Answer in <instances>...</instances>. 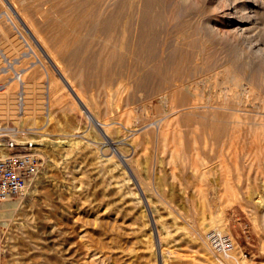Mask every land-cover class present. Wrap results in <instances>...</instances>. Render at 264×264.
Returning a JSON list of instances; mask_svg holds the SVG:
<instances>
[{
	"label": "bare ground",
	"instance_id": "obj_1",
	"mask_svg": "<svg viewBox=\"0 0 264 264\" xmlns=\"http://www.w3.org/2000/svg\"><path fill=\"white\" fill-rule=\"evenodd\" d=\"M31 3H32V0L31 1L30 0L29 1L28 0H0V33L6 36L5 33H6V30L8 29V30H14L15 34L19 33L20 36L22 35V31H24L25 33L27 32L26 34L29 33L33 37H35V41L37 42L36 48L39 47L41 49H44L45 51L44 55H46V57L48 58L49 64L51 63L52 69L59 74V77H61L60 80L62 81V83L64 81L67 88L75 95V97L77 98V101L79 102V105H81L83 112L87 114L86 118H89L91 122L95 124V126L104 136V138L107 139L108 144L117 146V150H115L114 155L111 158L106 159L105 156H103L105 159L104 158L99 159L98 157L97 159L99 161H96L97 159L95 160V162L98 163V168L101 171L105 172L106 174V177L102 179L104 180L103 182L106 183L105 185L106 190L103 191L105 193L103 194L104 196L103 195L102 196L103 197L107 196L106 197L107 199L113 198V204H106L107 206L104 208V211L101 214L97 215L95 219L97 223L96 225L97 231L95 232V237H92L90 232L87 229H84L85 227L83 229L81 228L80 234L79 233L77 234L79 235L78 237H79V240L82 246L81 249L83 250L81 252H82V255L84 256L82 258L83 261H80V262H76V260L74 259L75 257L74 258L72 257L76 262L75 264H170V259L172 258V255H174L173 254L174 251L171 250V244L175 243V245L179 246L180 244H184V243H189V244L192 243L198 248L197 250L199 252L208 251L207 249H210V247L207 244L205 235H206V232L210 230V228L214 230H218L219 232L223 234L230 235L229 221L224 211L221 213V215L219 214V216L218 215H215V216L212 215V217L210 216L209 219L208 217L206 218L204 214L199 215L198 213V215L194 219L193 225H191L192 229L189 230V232L184 231L183 228H180L178 226L179 221H178V218L175 216V214L173 215L172 213H170V219H169L171 222L170 223L171 225H170L169 222L167 221L168 218L165 219V216L164 218H162L163 216L162 217L159 216L158 212L160 210L158 208H155L158 210L150 209L147 212L146 207H148V205L152 206V204L150 203H153V202H150V198L148 199L146 197V191H147L145 187L146 181L144 182V179L142 177L143 174L141 175V168H140L141 166L139 167V164H137V161H136L137 159L140 158V156L137 155L139 154L138 146L140 145L139 144L140 138L134 139V136L137 134L139 136L143 134L147 135L146 132H149V129H146V127H148L149 125L144 126V129H139L137 131L134 129H131V130L136 131V133L141 131L140 133H137V134L133 133V138L127 139L128 136L122 138L121 134L127 135V133L129 132L128 130L126 131L122 130V132L124 131V133L119 134L121 135V137H118L117 133L121 131L122 127L121 128L119 127L120 131L117 132L116 129L118 128H115V127H118V126H115L112 128L110 127L111 126L110 123H108V121L112 118L109 119V117L108 118L105 117L104 118L105 120L106 119L107 120L109 119V120L102 121L101 119H99L100 118L99 116H98L99 118L95 116L97 114L92 113L94 109L91 108V106L93 105L95 106L97 104L96 100L92 98L91 99L92 103L91 102H90L91 104L87 103L84 99L85 97L84 95L86 93L84 92L85 94L83 95L82 94L83 92H81V91L86 90V88L89 85L88 83H90L88 81L83 82L84 81L83 78H86L87 80V78H89L90 75L89 73L88 74L83 73L80 70L81 68H78L76 66L74 67L73 63H71V62H74L75 60L74 58L76 57V55H78L77 50L75 51V49L73 48V43L71 42L73 40H74L73 42H78V41L81 42V39H82V42L85 48L88 49V51L93 50L98 53L97 60L96 59L94 60L98 61L99 65H101L99 68L102 67L101 70L103 69L102 74L99 76L100 77L99 84H101V87L102 86L106 87L107 84L109 83V80H112L110 79L111 78L110 66L113 63H115L114 66L116 65V68H118L117 72L115 73L116 75L115 79L117 78V75H120V76L125 75V77L127 76L128 78L129 77L128 72H126L127 74L126 73L122 74V72L124 71V69L127 71L130 68L131 72L129 70L128 71L131 73L130 74L131 78L130 77L129 78L133 80L134 85L137 87L139 86L142 78H144L145 81H148L149 79L152 80L151 78H149L150 76L148 75L149 71L148 72L145 71L146 73L143 76L140 75L139 72H140L141 66H143V69L152 67L151 70L153 69L154 71L153 72L154 75L152 73L153 77L163 76L162 79L164 78L163 79L164 84H166L167 86L168 85L170 86L169 87L170 89L169 97L170 98L169 97L168 98L173 104L172 105L171 103H169L172 106V110H173L172 113L175 117L180 118V120L184 122L183 124L188 128V130L184 133L182 132L180 133V130H179V133L176 135H174V132L176 133V131L173 130L172 133L174 137H172L168 135L170 134L168 130L170 128V125H169L170 123L168 122V120H165V121L161 120L159 121L160 125L158 126V129L156 131L154 130V133L152 134L153 136L155 135L157 139L159 138L163 140V142H166L167 140H169V136L172 137L170 138L171 141L175 137L178 138L179 143H181L179 139H183L184 143L183 142L181 143L182 147L180 144L178 145H180V148H181V155H183V157L186 156L184 157L185 159L183 158L184 160L186 159L191 160V161L194 160L193 152L195 151V149H198L197 144L199 141H202L203 143H205L206 140H209V142L210 143L212 142V144H215V143L218 144L220 140H221V143H223L224 140L222 141V139H225V140H228V143L229 142L233 143L238 138L237 134L239 136H242V134L244 133L243 134L244 136L242 137H244L245 139V144L243 145L244 146L246 145L245 148L247 147V154L250 156V158L253 161L254 159L252 155L250 154L251 153L250 151L252 150V148L254 150V147H256L257 148L256 150L258 151L257 152L258 160L261 163L264 161V0H55V2L52 3L51 5L52 7L51 9H49V11L45 10L44 12L43 10V12H41L39 15L37 12L40 11V9H37V11H35L34 8L30 6ZM64 5H67V9L62 8V6L64 7ZM41 8L43 9V6ZM50 16H54L56 17V19H54L49 25L48 22L53 19V17H50ZM35 17L39 19L44 18V22L46 19L45 23L49 25V28L44 26L46 27L44 30L43 27L42 28L40 26L37 27L35 22H37L38 24V21H42L41 23L39 22L40 24H42L43 20L36 19L38 21H35L34 19ZM47 19H51V20L47 22ZM189 20H191V22ZM164 21L167 23V25H169V28L178 27L176 29L181 30V31L180 30L178 31L179 38L176 37L178 39L174 43H170V44L167 43L166 38H165V41L162 40L163 42L157 41L158 38L156 37L157 33L155 32V30L158 26L162 25L161 23H163ZM195 22H197L198 25ZM48 29L51 30V33H53L56 37L54 35L53 36L56 39H58L57 42L59 45L55 43L54 41H53L54 43L52 44L54 45L57 44V47L60 46L59 50H63L60 48L61 46H64L66 43L64 42V39H67L65 36L69 37L68 39H72V41L71 40L67 41V43L69 42L71 44L69 46V49H72V48L74 49L70 57V59L72 58L73 60L67 63V65L69 64L68 67L67 65L63 66L66 61L65 62L63 60L61 61V59L56 57L57 53L55 52H58L59 51L58 49H55L56 51L54 52L51 49V52H50V47L44 46L46 38L44 37V35H41V34L43 30L46 31ZM176 29H173V30H176ZM191 30L196 31V33H198L200 36L199 37L200 46L198 45L199 49L197 48V50L195 49L196 48L195 39L193 38L194 40L192 39V41L187 40L189 39V36H187L186 33H189V32L193 33V31ZM179 32H183L184 36L180 35ZM196 33H193V34L197 36ZM3 35H2V42L4 43L5 46L3 45L4 47H2V49L6 47V53L11 52L12 50L14 52V50L16 49L20 50L22 47H26V46H29V48L33 50V48L29 45L30 44L29 40L27 41L25 37H24V40H22V42H18L16 40L8 42L9 39L4 38ZM18 35L16 37H19ZM176 35H177V32H176ZM180 36H183V37H180ZM51 37H52V34L50 38ZM54 37L53 39H55ZM43 38H45V40ZM53 39H50V40L52 41ZM23 42H25V45H22ZM48 43H51V42H48ZM48 43H45V45H47ZM214 46L219 48V54H221L222 57L225 56L226 60L224 59L223 60L224 62L222 61L223 63L220 64L218 68L216 67V70H213L214 72L217 71L215 72V74L212 71L213 76L211 75V77L212 78L214 77L213 78L214 81L216 80V83L218 84L220 83L223 86L224 84L226 86L228 84L230 86L229 89L231 92L230 94L231 98L229 97V100L233 101V104L230 101L231 104H228V105L202 106L200 104L201 105L200 106L198 104L200 103L199 101H201L202 96H200L199 98V94H198L199 92L197 93L198 95H194L196 93L192 94V96L194 95L195 98L194 97L192 98V96L189 97L188 94L190 92H187L185 90L186 86H183L181 84L177 85L176 82L179 81L181 77L184 80L185 79L184 77L189 76L188 73L190 72V69L191 70L194 69L193 70L194 74L197 73L198 69H202V72H203L204 66L208 62L207 60L211 57L210 56L209 58H207V54L208 53L210 54L209 51L213 49ZM46 49L49 51V53L48 51H46ZM194 50H196V52ZM71 51L72 50H70L69 52ZM52 52L55 54H53ZM153 53H156L155 56H152ZM59 54H61V52ZM83 57H86V55ZM86 59L88 58L86 57ZM40 60H41V57H40ZM198 60H201L202 62L198 63ZM68 61H69V58L67 62ZM209 62H212V60L211 61L209 60ZM94 63L92 64L89 63L88 65L85 64V66L86 68L94 67L95 69V65L97 64L93 65ZM125 65H127V67L129 68L126 69ZM7 67H10V65H8ZM113 68L116 69L115 67ZM164 69L166 70L163 72ZM4 71L8 72L9 70L3 69L2 72ZM98 71H100V69ZM113 71L115 72V70ZM97 74L99 73L97 72ZM48 75H49V82L47 81V83L49 85V89L47 90L49 91V93L48 92L47 93L49 97H48L47 103L43 102L45 101L44 99H46L47 97V96L45 97V92H42V89L40 88L41 86L38 88L36 84H32L36 86L34 87L32 85H28L26 82L27 85L26 84L23 85V91L21 93L19 92L17 95L13 87H10V88L6 87L4 91H2L0 88V120L2 119V117L15 116L16 113L17 115H24V114L34 115L38 113L39 111H43V110L48 111L49 113L50 104H52V102L54 103L57 102V104H61L62 101L64 100V96H63L64 93L62 92L63 95L59 93L60 83L58 84L57 79H53L49 73ZM17 76L20 77V78L18 77V80L21 81L22 75L16 74V77ZM195 77L197 76L195 75ZM211 77L210 79H212ZM127 78H125V81L127 80ZM197 78H195V80ZM121 79L119 78V80ZM123 80L124 79H122V81ZM74 81H76L78 85L74 83ZM125 81H123V83ZM128 81H130L129 83H132L131 80L128 79ZM196 81L195 83H197ZM192 83H194V81ZM192 83L190 85H192ZM245 84H247L248 86L244 87ZM48 85H46V88ZM189 89H192V88L189 86ZM140 91L143 92V90H140ZM160 91L162 90L160 89ZM166 92L168 93V90ZM246 93H248V95L245 96V101L248 102V101H251V99L254 100L253 102H256L255 100L259 101L258 105L254 103L257 105L254 107L256 109V112H252L251 110H249V107H248L249 105L244 104L243 96L246 95ZM105 94L106 93H104L103 96H105ZM90 95H94V94H90ZM112 95L114 94H111V96ZM166 97L167 96H165V98ZM197 98L200 99L198 101L199 103H197V105L195 103L192 105L193 101L196 100ZM74 99H73V102H74ZM108 99L109 98H106V100ZM103 100L105 99L103 98ZM108 101H106L107 103H105V101L102 102L104 103L103 106L110 104V106L109 105L108 106L111 108L113 104L109 103ZM73 102H72V105L75 104ZM53 106L55 105L53 104ZM240 106L242 107V110L240 109ZM105 107L107 106H104V108ZM109 107H107V109ZM238 108L240 110H238ZM70 109L72 110L71 107ZM90 109H93V110L91 111ZM97 109L99 111L101 107L100 109L99 108ZM113 109H110V110L112 111ZM74 110L76 109L73 108V111ZM104 110H103L104 113L99 112L100 116L101 115H103V117L104 115L109 116L113 112L114 114H116L115 113L116 110L113 112H110V110H108L110 114L106 110V108ZM96 111L94 110L95 113ZM107 112L108 114L106 115ZM122 115L125 116L124 113ZM129 115H130L128 117L129 119L127 117L126 118L128 119V121H131L132 119L131 113H129ZM115 116L114 118H116ZM21 118H23V116ZM24 118H27V117L25 116ZM144 119L143 121H140V122H145ZM177 121L179 122V119ZM109 122H112V120ZM145 123L143 124L145 125ZM153 123H156V122H153ZM124 125L127 126V122ZM24 126H25V122H24ZM130 126L132 125L130 124ZM140 126H141L140 124H139V127L136 125L137 129L141 128ZM128 127L129 126H127L126 128ZM148 128H150V126ZM114 129L117 132L115 133L117 135L116 138H114L113 135L115 134L112 132V130L115 131ZM77 130L74 134H79V133L81 134V127H79V129ZM132 132L133 131H130L129 133L132 134ZM239 132L240 133L243 132V133H241L240 135ZM30 133H32V131H30ZM111 133L113 134L112 135L113 137H111ZM21 135H14L12 141L20 142L24 149L27 148L29 143H31L33 147L36 144L40 145L41 142L43 143L45 141V140L42 141L43 139H41V140H36L35 142L33 139H30L28 136H23V135L21 136ZM242 137H241V140L243 141ZM73 141L74 139H69V141L67 142V145L65 144V142H60L59 147L63 148V145H66L69 147L70 150L79 149L80 151L81 149L79 148L80 142L74 143ZM1 142H3V140H0V157L8 155L11 152L10 148L6 147L7 145ZM84 145L87 146L86 143ZM84 145L82 144V146ZM128 145L133 147V150H134L133 156L128 155V154L126 155L124 153V152L129 151V148L127 147ZM229 145L231 146L232 144H229ZM88 146L92 147L90 144ZM88 146L85 149L82 148L84 150L82 152V155H85L87 157V160L91 161L94 159L92 156L94 154V151L92 150V148H89ZM69 149L66 150L65 148L66 155L68 152L70 153ZM36 150L37 149L34 148L32 151H36ZM177 151L179 153L180 150L178 149ZM196 152L198 151L196 150ZM130 153L131 152L129 151V154ZM111 154L113 153L110 152V155ZM179 155L180 154H178V157ZM94 156L96 157V155ZM137 156L139 158H137ZM191 161H188V162L191 163ZM261 166L262 164H260V167ZM66 167L68 169V166ZM260 171H262V174H264L263 166L261 167ZM196 172H200L199 176L201 175L205 176L208 174H212L213 171L208 170L204 172V171L199 170ZM128 173L131 175V177H133V180L135 183H131L133 182V180L132 178L129 177ZM81 177H84V176L81 175ZM82 184H83V181H82ZM134 184L135 186L139 187V189H141V192L143 193V197L142 196L138 197V193L134 192V190L136 191V187H132ZM78 192L79 191H77L76 193ZM81 195L82 193L79 194L80 198L85 199V196L81 197ZM232 196H236V195L234 194ZM141 197L143 198V200L141 199ZM239 200L241 202L242 207L245 209H248L250 207L254 208L256 207L255 206L256 204L258 205L261 202L260 200L255 201V198H248V197H244ZM232 202L233 201L231 200V204ZM10 203L11 202L7 203L5 207L7 208V205H9ZM262 207H264V205ZM150 208H154V207L152 206ZM135 212L137 213V216L139 217L142 214L145 216V218L150 217L149 219L148 218L146 219L147 223L143 220L145 222V225H143V228L140 227V225L138 228L133 227L134 226L133 219L135 218L132 217V214ZM169 212H170V209H169ZM5 213H7V211H4V217H7ZM150 222L153 223V227L150 224ZM4 224L7 225L8 221H5ZM172 225L174 226V229L173 228L171 229ZM154 230L158 236L157 243L159 245V248H156L155 244L151 243V240H150L151 235L154 234L152 233V231ZM54 239L56 238L54 237ZM142 241L145 246L144 248H142L143 250H141L140 252V249H139L140 247L138 248V243ZM164 245L165 247L166 246L167 247L164 248ZM210 251L212 252V254L211 252L210 253L202 252V254L199 257L200 260H203L207 263L209 262V264H252L246 260L245 255L242 252V248L239 245H236L235 250L230 254H215L211 249ZM209 254H211L212 256ZM221 258H223V260ZM143 260L146 262L143 263ZM21 264L23 263L21 262ZM38 264H45L44 259L43 260L41 259V261H39Z\"/></svg>",
	"mask_w": 264,
	"mask_h": 264
},
{
	"label": "rangeland",
	"instance_id": "obj_2",
	"mask_svg": "<svg viewBox=\"0 0 264 264\" xmlns=\"http://www.w3.org/2000/svg\"><path fill=\"white\" fill-rule=\"evenodd\" d=\"M53 2H55V0H47V2L46 0H32V3H31L32 5L30 4V6H32L35 11H37V9H40V11L37 12L39 15L41 12H43V10L44 12L45 10L49 11V9H51L52 7L51 5ZM42 6H43V9L41 8ZM62 8L67 9V5H64V7L62 6ZM36 17L34 18L35 21L43 20V23H42L43 25L40 24L42 21H38V24L37 22H35V24L37 25V27L38 26H40L41 28L43 27L44 30L46 27L49 28L50 23L54 19H56V17L50 16V17H53V19L52 18H51L52 20L47 19V22L51 20L48 22L49 24L48 25L47 23H45L46 19L44 22V18L39 19ZM189 21L191 22V20ZM161 24L162 25L158 26L159 28L157 27L155 30V32L157 33L156 37L158 38L157 41L158 42H161L162 40L165 41V38H166L167 43L169 44L174 43L179 38L178 31L180 29L177 30L176 28L178 27L169 28V25H167L165 21ZM167 26L169 29L167 28ZM173 29H176L177 31ZM44 30H43L44 33L42 32L41 35H44V37L46 38V41L49 40L48 42H51V43H48L45 41V43H48V44L45 45L44 43V46H47V47L49 46L50 52H51V49L53 52L56 51L55 49L59 50L60 46L57 47L58 39L55 38L56 36L53 33H51V30L49 29L46 31ZM175 31L177 32V35ZM26 33L22 31V35L20 36L19 33L15 34L14 30H8V29L6 30V33H5L6 36L0 33V46H1L0 47V88L1 90L4 91L6 87L8 88L13 87L17 95L19 92L21 93L23 91V85L26 84V82L28 85L36 84L38 88L41 86L40 88L42 89V92H45V97L46 96L47 97L46 99H44L45 101L43 102L47 103L48 97H49L48 96L49 91L47 90L49 89V85L47 83V81L49 82V75H48L49 73L53 79H57L58 84L60 83L59 93L61 95H63L64 93L63 95L64 100L62 101V103L60 102L61 104H57V102L55 103L52 102V104H50L49 113L48 111H45V110L39 111L38 113L34 115L32 114L31 115L29 114L28 115L26 114L17 115L16 113L15 116L2 117V119L0 120L1 126L15 128L20 131L19 135L22 134L23 136H28L30 139H33L35 142L36 140H41V139H43L42 141L45 140L43 143L41 142L40 145L36 144L35 146L31 147L30 150H28L27 152V153H32L36 155L37 158L39 159L40 167H39V173L37 177L30 184V186L28 187L25 193H23L22 195L16 197L15 199L11 201V203L9 204L10 207L9 205H7V208L4 207V211H7V213H5L7 217H4V212H3V220L8 221V224H7L8 226L4 224L6 240H5V247H4V258H3L2 264H12V263L21 264V262L23 264H38L39 261H41V259L42 260L44 259L45 264H58V263L59 264H75L76 262L83 261L82 258L84 256L82 255V252H81L83 250L81 249L82 247L81 242L78 237L79 235L77 234L78 233L80 234L81 228L83 229L85 227L84 229H87L90 232L91 236L95 237V232L97 231V226H96L97 223L95 219L97 215L101 214L104 211V208L107 206L106 204H113V198L107 199L106 198L107 196L103 197L104 196L103 194L105 193L103 191L106 190L105 189L106 183L103 182L104 180L102 179L106 177V174L105 172L101 171L98 168V163L95 162V160L98 157L99 159H103L104 158L103 156H105L106 159L111 158L114 155L115 150H117V146L108 144L107 139L104 138V136L95 126V124H93V122H91L89 118H86L87 114L83 112L81 105H79V102L77 101V98L75 97V95L67 88L64 81L62 83V81L60 80L61 77H59V74L52 69L51 63L49 64L48 58L46 57V55H44L45 54L44 49H41L39 47L36 48L37 42L35 41V37H33L29 33H28L29 34L28 36V34ZM50 33L52 34L51 38H50L51 36ZM193 33H196V31H193ZM193 33L192 32L186 33L187 36H189V39L187 40L192 41V39L194 38L196 41L195 49L197 50V48L199 49L198 45L200 46V42H199L200 36L198 33H196L197 36H195ZM179 34L184 36L183 32H179ZM2 35L4 38L9 39L8 42L15 41V40L18 42H22V40H24V37H25L27 41L29 40L30 44L29 43L28 44L33 48V50L30 49L29 46H26V47H22L20 50L16 49L14 50V52L12 50L11 52L6 53V47L2 49V47L5 46L4 43L2 42ZM17 35L19 37H16ZM183 36H180V37H183ZM53 37L55 39H53ZM65 37L67 38V39H64V42L66 43L65 45L64 44L63 45L65 47L61 46L60 49H63V50H59V51L57 50L58 52H55L57 53L56 57L61 59V61L62 60L64 62L66 61L65 64L63 62L64 65L62 64L63 66H66L67 63L73 60L72 58L70 59V57L74 49L75 51L77 50L78 55H76V57L74 58L75 59L74 62H71V63H73L74 67L76 66L78 68H81L80 70L83 73L85 74L89 73L90 75L89 78H87V80L86 78H83L84 80L83 82L85 81L90 82L88 83L90 86L88 85L86 90L81 91V92H83L82 93L83 95L86 93L84 95L85 96L84 99L87 103L91 104L92 98L96 100L97 104L95 106L90 105L91 108H93L95 111L97 110L95 113L93 109H90L91 111L93 110L92 113L97 114L95 116L96 117L99 116L100 118L99 117L98 118L101 119L102 121H108L110 118H112L109 121L112 120V122L115 123L116 125L108 121V123H110L111 125L110 127L113 128L115 126H118V127H115V128H118L116 129L117 132L120 131V128L122 127L120 132L117 133L115 129H114L115 131L112 130V132L114 134L117 133L118 137H121L122 135V138L126 136H128L127 139L133 138V133H136L137 130L144 129V126H147V125L150 126V128H148L149 126L146 127V129H149V132H146L147 135L143 134L139 136L137 134L141 132L139 131L136 133L137 135L134 136V139L140 138L139 139L140 145L138 146L139 154H137L138 156H140V158L137 156V158L139 159H137L136 161H137V164H139V167L141 166L140 167L141 175L143 174L142 177L144 179V182L146 181L145 187H146V190L148 191V192L146 191V197L148 199L150 198V202H153L150 204H152V206L154 207V208H150L152 206L148 205L149 208L146 207L147 212L150 209L154 210L155 208H158L160 210L158 212L159 216L160 217L163 216L162 218H164L165 216V219L168 218L167 221L169 222V224L171 223L169 220L170 213H172L173 215L175 214V216L178 218V221H179L178 226L180 228H183L184 231L189 232V230L192 229L191 225H193L194 219L198 215V213L199 215L204 214V216H206V218L208 217L209 219L210 216L211 217L212 215L219 216V214L221 215V213L224 211L229 221L230 235L236 241V245H239L242 248V252L244 253L246 260L252 264H264V207H262L264 205L263 204L264 202V174H262V171H260L261 167L262 166L264 167V161L261 163L259 162L258 156H257L258 151L256 150L257 149L256 147H254V150L252 148V150L250 151L251 152L250 154L252 155L254 159L252 161L250 156L247 154V147L245 148L246 145L245 146L243 145L245 144V139L244 137H242L244 136L243 135L244 133L241 132L243 133L242 136H239L237 134L238 138L233 143H230V142L228 143V140H225V139H222V141L224 140L223 143H221V140H220L218 144H216L215 142H213L215 144H212V142L210 143L209 140H206L205 143H203L202 141H199L197 144L198 149H195V151L193 152L194 160L193 158H192L193 161L188 160V159H186L187 161L184 160L185 159L184 157L186 156L183 157V155H181V148H180V145L182 147L181 143L182 142L184 143V140L179 139L181 142L179 143L178 138L175 137L174 138L175 141L174 139H172L171 141L170 138L174 137L172 133L173 130L176 131V133L174 132V135H176L179 133V130H180V133L181 132L184 133L188 130V128L183 124L184 122L180 120V118L175 117L172 113L173 111L172 106L169 104V103L172 104V102L169 100L170 98L169 97V90H170L169 87L170 86L169 85L167 86L166 84H164V81H163L164 78L162 79L163 76L153 77L154 71L153 69L151 70L152 67L143 69V66H141L142 68L140 67V72H139L140 75L143 76L146 72L149 71L148 75H150L149 78H151L152 80L149 79L150 81L149 80L145 81L144 78H142L139 86L137 87L134 85L133 80L130 79L131 70L129 67H127L128 64L125 65V68L126 69L129 68L128 70L130 72L124 69L122 74L128 72V76L130 78L129 77L127 78V76L125 77V75L123 76L121 74L122 76L117 75V78L115 79V76H116L115 73L117 72L118 68H116V65L114 66L115 63H113L110 66V70H111L110 79L112 80H109V83L107 84L106 87H103V86L101 87V84H99V80H100L99 76L102 74L103 69L101 70L102 67L99 68L101 65H99L98 61H96L98 57L97 55L98 53L93 50L88 51V49L85 48L81 38H80L81 42L80 41L73 42L74 40L72 41V39H68L69 37L67 36ZM45 38L43 39L45 40ZM49 38L53 40L51 41ZM70 40L72 41L71 43H73L74 49L72 47H70L72 49H69V46L71 44L69 42L67 43V41H70ZM53 41L57 44L55 45L52 44L54 43ZM22 45H25V42H23ZM213 49L209 51L210 54L209 53L207 54V58L211 56L210 57L211 59L209 58L207 60L208 62L204 66L203 72H202V69H198L197 73L194 74L193 73L194 69L193 70L190 69V72L188 73L190 77L189 76L184 77L185 78L184 80L181 77L180 80L176 82L177 85L181 84L183 86H186L185 90L187 92H190L189 94L187 93L189 97H191L192 94L194 93H196L194 95L199 94V98L200 96H202L201 101H199L200 99L197 98L196 100L193 101L192 105L194 103L197 105V103L199 102L200 103L198 105L201 104L202 106H213V105L222 106V105L231 104V102L233 104V101L229 100V97L231 94L230 89H229L230 86L228 84L227 86L225 84L223 86L220 83L219 85L218 83H216V80L214 81L213 79L214 77L213 78L211 77V75L213 76L212 71L216 70V67L218 68L219 65L222 64L224 62L223 60L226 58L225 56L222 57L221 54H219L218 47L214 46ZM68 50L69 51L72 50V51L69 52ZM196 50L194 51L196 52ZM46 51L48 50L46 49ZM60 52L61 54H59ZM155 54L156 53H153L152 56H155ZM85 55L88 59H86V57H83ZM40 57H41V60H40ZM68 58H69V61L67 62ZM209 60L210 61L212 60V62H209ZM8 61L13 64V68L7 67ZM201 62H202L201 60H198V63H201ZM89 63L91 64L94 63L93 65L97 64L95 65V69L94 67L86 68L85 64L88 65ZM111 67L112 68L115 67L116 69L114 68L112 69ZM98 68L100 69V71H98L99 70ZM3 69H8L9 71L2 72ZM113 70H115V72ZM165 70L166 69H164L163 72ZM97 72L99 74H97ZM16 74L22 75L21 81H19L16 78ZM195 75L198 78L195 77ZM118 77L120 79L121 78L124 79L123 81H125V78H127V80L123 83L122 79L119 80ZM210 77L212 79H210ZM195 78H197L196 79L197 81L195 80ZM128 79L131 80L132 83H129L130 81H128ZM193 81L194 83H192ZM195 81L197 83H195ZM74 83L77 84L76 81H74ZM191 83L192 85H190ZM63 84L66 86V88ZM46 85H48L47 88H46ZM245 85L244 87L248 86L247 84ZM32 86L36 87L35 85H32ZM189 86L192 89H189ZM138 89L143 90V92ZM160 89L162 91H160ZM167 90H168V93L166 92ZM89 93L94 94V95H90ZM104 93H106L105 96H103ZM110 93L114 95L111 96ZM194 95L192 96V98L194 97ZM247 95L248 93H246V95L243 96L244 104L249 105L248 106L249 110H251L252 112H256V109L254 107L258 105L259 101L255 100L256 102H253L254 100L251 99L252 102L248 101L250 102L248 103L247 101H245V96ZM65 96H67L68 99ZM165 96L167 97L165 98ZM103 98L105 100H103ZM106 98H109L108 99L109 101L106 100ZM73 99H74V102H73ZM104 101L105 103H107L106 101H108L109 103L113 104L111 108L109 107L110 104H108L109 106L108 105H104V106H107L110 109L114 108L111 111L109 108L107 109V107H105L106 110L107 111L110 110V112H113L116 110L115 111L116 114H114V112L110 114V112L108 111L110 114L109 116L107 115L108 112L106 113L107 116L105 115L104 117L103 115L100 116V113L102 112L104 113L105 111L104 110L105 108L103 106L104 103H102ZM72 102L75 104L72 105ZM254 103H256L257 105ZM53 104L55 106H53ZM70 107L72 108V110L70 109ZM73 108L76 110L73 111ZM97 108H99L100 110L98 111ZM240 109L242 110L241 106H240ZM240 109L238 108V110ZM123 113L125 116L122 115ZM129 113H131V118L133 119V120L131 119V121H128L129 119L128 117L130 116ZM22 116L23 118H21ZM25 116L27 118H24ZM114 116L116 118H114ZM105 117L106 118L109 117V119L105 120L104 119ZM176 118L177 120L179 119V122L176 120ZM143 119L148 124L145 122H140V121H143ZM161 120H164V121L168 120V122L170 123L169 124L170 128L168 129L170 134L168 135L172 137L169 136V140H167L166 142H163V140L159 138L157 139L155 135L153 136L152 134L154 133V130L156 131L158 129V126L160 125L159 121ZM24 122H25V126H24ZM126 122H127V126H129L128 128H126L127 126L124 125L126 124ZM153 122H156V123H153ZM129 123L132 126H130ZM143 123H145V125ZM139 124L141 125L140 126L141 128L137 129L136 125L139 127ZM79 127H81V134L80 133L74 134L76 130L79 129ZM131 129H134L136 131L131 130ZM122 130L124 131L128 130L129 132L130 131H133V132L132 134L128 132L127 135H125V134H121V133H124V131L122 132ZM30 131H32V133H30ZM241 133L239 132L240 135ZM112 135L113 134L111 133V137L113 136L114 138L117 137L116 134H115L116 136L115 135L112 136ZM62 136L64 139L62 138ZM241 137L243 141L241 140ZM69 139H74L73 141L74 143L80 142V146H79V148H81L80 151L79 149L70 150L69 147L66 146ZM60 142H65L66 145H63V148L59 147ZM83 142H85L87 146L89 144L92 146V147L88 146L89 148H92V150L94 151V154L92 155L94 159L91 161H88L87 157L85 155H82V152L84 151L83 149L87 147L84 145L85 143ZM82 144L84 146H82ZM229 144H232V145L230 146ZM127 147L129 148V151L132 154L131 153L129 154V151L124 152V153L126 155L128 154V155L133 156L134 155L133 147L130 145H128ZM34 148H36L39 151L37 150L32 151ZM65 148L66 150L68 149L70 150V153L68 152L67 155L65 152ZM130 149H132L133 151ZM176 149L180 150L179 153ZM196 150L198 152H196ZM175 151L177 154L175 153ZM110 152L113 154L110 155ZM178 154H180L179 157H178ZM94 155H96V157ZM96 161H99V160L97 159ZM188 161H191V163L194 165H192ZM260 164H262L261 167H260ZM66 166H68V169ZM195 169L196 171L201 170V171L206 172L208 170L209 171L212 170L213 172L212 174H208L205 176L204 175L199 176L200 172H196ZM81 175L84 177H81ZM128 175L133 180V177H131L129 173ZM81 180L83 181V184ZM131 183H135L134 180ZM132 187H136V191L134 190V192L138 193V197L139 196L143 197V193L141 192V189H139V187L135 186V184ZM76 190L79 192L76 193L77 192ZM81 193H82L81 197L85 196V199L80 198L79 194ZM234 194L236 196H232ZM142 197L141 199L143 200ZM244 197L255 198V201L260 200L261 202L258 205L256 204L255 205L256 207L254 208L250 207L248 209H245L242 207L241 202L239 200ZM231 200L233 201L232 204H231ZM227 204L230 206H228ZM11 205H13L14 207ZM158 209H155V210H158ZM169 209H170V212H169ZM132 217L135 218L133 219L134 228H138L139 225L140 227L143 228V225H145V222L147 223L146 219L150 218V217L145 218L143 214L139 217L137 216L136 212L132 214ZM150 224L153 227V223L150 222ZM172 228L174 229L173 225L171 226V229ZM210 230L212 229L210 228ZM210 230H208L206 234ZM152 233L154 234L151 235V238H150L151 243L155 244L156 248H159V245L157 243L158 236L155 233V230L152 231ZM54 237L57 240L54 239ZM144 246L145 245L143 241L138 243V248L140 247L139 248L140 252L141 250H143L142 248H144ZM166 247L164 245V248ZM197 249L198 248L192 243L190 244L184 243V244H180L179 246L175 245V243L171 244V250L174 251L173 253L174 255H172V258L170 259V264H202V263L209 264V262L207 263L203 260H200L199 257L202 254V252L210 253L211 252L210 249H207L208 251H200V252ZM72 257L73 258L75 257L74 259L76 260V262ZM221 259L223 260V258ZM145 262L146 261L143 260V263Z\"/></svg>",
	"mask_w": 264,
	"mask_h": 264
},
{
	"label": "built area",
	"instance_id": "obj_3",
	"mask_svg": "<svg viewBox=\"0 0 264 264\" xmlns=\"http://www.w3.org/2000/svg\"><path fill=\"white\" fill-rule=\"evenodd\" d=\"M10 68L13 64L8 61ZM19 75V74H18ZM19 76L16 78L18 79ZM20 78V77H19ZM15 128L0 125V140L10 148L8 155L0 157V264L3 263L5 247V227L3 220L4 207L16 197L25 193L39 173V159L32 153H27L31 143L23 148L20 142H13V136L19 135ZM206 241L215 254H230L236 248V241L231 235L218 230H210Z\"/></svg>",
	"mask_w": 264,
	"mask_h": 264
}]
</instances>
